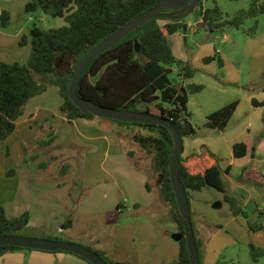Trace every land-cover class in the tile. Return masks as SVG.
Returning <instances> with one entry per match:
<instances>
[{"label": "trees", "instance_id": "16d2710c", "mask_svg": "<svg viewBox=\"0 0 264 264\" xmlns=\"http://www.w3.org/2000/svg\"><path fill=\"white\" fill-rule=\"evenodd\" d=\"M160 1L28 0L25 6L26 13L34 14L42 11L52 18L63 19L66 25L44 30L34 24L28 35H25L20 42L21 46L28 44L31 46L27 63L8 64L0 61V141L7 140L13 134L27 103L45 93L50 87L59 89L63 100L59 112L68 120L96 118L92 114H83L70 99L69 87L76 66L101 42L117 33L137 16L154 8ZM214 3V8L202 7L194 13L195 21L202 19L207 30L211 32L226 27L240 29L247 20L264 14V4H259L255 0L248 10H242L233 17L225 19L216 0ZM10 21V13L3 11L0 15L1 28H7ZM184 24V19L152 20L131 32L86 67L78 88L79 96L110 109L147 114H153L151 106L155 105L157 115L171 120L183 139L195 137L197 129L190 122L191 114L188 111L189 94L199 93L204 87L191 84L187 91L183 87L174 85L170 79L173 66L179 68L180 77L183 79H192L195 75V69L191 65L176 59L168 39V36L182 31ZM256 30L254 27L250 32L254 34ZM136 44L140 49L139 52L136 51ZM213 60L214 58H207L205 62L209 63ZM164 104H168L170 108H165ZM237 105L238 103L234 102L210 114L206 119L205 128L225 131ZM254 105L262 106L264 103L254 102ZM108 121L128 129L139 130L133 134L132 140L151 157L152 170L161 180V198L171 206L172 219L178 230L183 233L184 220L178 211L169 171L175 149L171 133L165 127L157 125ZM247 152L245 143L234 144L233 153L236 159L244 158ZM132 156L133 154L129 153V157ZM13 173L10 172L8 175L12 176ZM224 173L229 174L230 168L223 172L219 158L210 151L192 154L185 159L181 157L180 179L188 197L190 192L213 188L223 194L224 201L235 217H243L246 220V226L251 233L264 232V225L249 222L243 207L227 192L223 181ZM29 223L28 212L9 218L0 203V236H32L27 234ZM40 237L65 241L54 236ZM197 245L201 259V246L198 241ZM179 247V264H191L185 238L179 242ZM18 250L31 249L0 247V257ZM95 252L107 264H117L104 253ZM72 255L90 264L80 256ZM250 256L254 262H258L264 257V249L252 243ZM216 264L226 263L218 261Z\"/></svg>", "mask_w": 264, "mask_h": 264}, {"label": "crops", "instance_id": "0c3cea01", "mask_svg": "<svg viewBox=\"0 0 264 264\" xmlns=\"http://www.w3.org/2000/svg\"><path fill=\"white\" fill-rule=\"evenodd\" d=\"M5 1L10 2L13 0ZM204 9H206L205 6ZM2 12L3 9L0 7V15ZM200 21L198 22L200 23ZM186 23L189 25L187 33L194 34L195 31H191V23ZM7 28H1L0 26V61L8 64L19 63L25 65L31 53V46L29 44L21 46L20 42L28 33L24 28L15 33L8 32ZM202 29L207 30L206 27ZM187 33L182 30L168 36L176 59L191 65L197 70L202 68L209 73L210 79H213L216 83L218 82V84L220 83L221 90L219 89V91L228 96H224L223 102L225 103H222L220 105L222 107H218L219 109L234 102H237L238 105L225 131L219 132L207 129L210 136L202 137L200 133L206 132H201L200 130L195 137L184 138V151L181 157L185 159L192 154H201L204 151H210L215 154L220 160V167L223 172L230 168L229 174H223L225 188L241 205L242 201L245 202L246 200L243 193L255 194L257 192L256 186L264 189V105H254V102L264 103V32L259 37H256L258 32L254 37H248L252 44L241 53V56L235 51L226 48L225 46L228 44L226 41L221 44L222 47L210 43L203 44L200 46L201 51L198 54L190 56L182 45V41H186L184 35ZM207 58H214V60L206 63L205 59ZM193 78H181L183 88ZM62 103L63 100L59 89L57 87L48 88L45 93L31 99L27 103L23 116L16 123V129L13 134L7 140L0 141L5 143L8 149L13 147L17 150L16 162L2 165L0 168V183L6 179L7 183L5 184L8 188L7 193L2 198L0 197V203L4 206L9 218L18 217L25 212L30 213V223L27 232L40 231V236L59 237L69 242H78L84 239L86 242L84 246L104 253L117 264H144L143 260H139L140 252L138 250H134L131 257L128 256L126 252L127 246H125L127 242L121 240V229H117L118 226H112L111 229L108 227L109 224L114 223L113 220L117 212L118 214L123 213L120 212L121 209H124L121 204L116 205L117 212L114 218L108 213L106 221L102 225H97L98 232L91 234H89V231L84 233L74 232V225L70 221H67L63 226L54 228H50L46 224L35 225L32 221V214L28 209L17 212V210L20 211V208L17 206L13 207L20 199L21 194L28 196L35 189H23V183L44 182V171L47 170L46 163H40L36 169L35 167H30L33 164H30L28 159L33 157V159L37 160V155L32 156L33 153L39 147L43 148V144L48 137L50 139L59 138L57 131L61 130V128H68L78 142L76 135L82 137L88 143L86 149L89 150L90 154L101 151L99 145L104 144V141L108 142L106 144L107 151L104 153V156L108 158V150L111 149V143L108 141L106 133L113 131L116 126L98 117L68 120L65 115L59 112ZM191 103L192 99L189 97L188 109ZM83 132H87L86 134L88 135L85 136ZM25 135L33 136V145L29 146L28 140L21 138ZM121 142L123 143V138H121ZM238 142L245 143L248 150L247 155L241 159H236L233 153V146ZM132 143L137 145L133 140ZM133 149L135 148L133 147ZM133 149L126 151L131 163V167L128 169L136 176L139 184L144 186L148 193L147 195L151 197V202H149L151 205L148 208V212L152 211V207L157 201L159 205L157 212H162V214L169 216L173 221L171 206L161 198L160 177L156 174L158 176L157 187H152L149 179L150 175L139 168L138 164H134L131 161L129 153H132V158H134ZM10 172H14L12 176L8 175ZM70 172L71 168H65L62 174L67 178ZM230 183L233 184L231 190L228 188ZM65 186L64 182L57 185L58 188H64ZM43 193L45 194L46 192L43 191ZM189 200L195 236L201 246V264H216L222 252L232 244V239L224 236L223 233H226V231L221 223L215 221L212 212H225L226 225L242 233H247V231L251 233L247 226V230H245L244 227L237 224L238 217L232 214L229 205L224 201L223 194L217 190L205 188L199 192H190ZM21 206L22 208H27L25 205ZM135 207L138 211L141 210L139 209V203H136ZM8 208L15 212H8ZM257 212V215L261 216L263 209L257 208ZM173 223L176 225L174 221ZM179 232L177 227L176 231L169 233L170 238L178 245L179 242L173 239V235ZM0 264L88 263L72 254L18 250L8 252L0 257ZM148 264H151V261ZM158 264H179V257H175L172 251L170 253L165 252Z\"/></svg>", "mask_w": 264, "mask_h": 264}, {"label": "rangeland", "instance_id": "374dc122", "mask_svg": "<svg viewBox=\"0 0 264 264\" xmlns=\"http://www.w3.org/2000/svg\"><path fill=\"white\" fill-rule=\"evenodd\" d=\"M253 1L255 0H216L225 19L233 17L242 10H248ZM257 1L259 4H264V0ZM27 2L28 0L10 2L4 0L0 2L3 11H8L11 15V21L7 28L8 32L15 33L24 28L29 33L34 24L44 30L56 29L66 25L63 19L52 18L42 11L34 14L26 13ZM204 6L206 9L214 8V0L205 1ZM185 22L191 23V31H195L194 34L188 32L184 35L186 41H182L186 53L190 56L198 54L201 51L200 46L203 44L210 43L222 47L221 44L225 41L228 42L226 48L241 56V53L252 44L248 37H254L257 32L258 36L256 37H259L264 32V14L247 20L240 29L226 27L214 32L197 27L194 17L187 18ZM254 27L257 30L252 34L250 31ZM170 79L177 87H183L177 66L172 67ZM191 84L201 85L204 89L199 93L189 94L192 99L188 109L191 114L190 122L197 129V132L200 130L206 132L200 133V136L207 137L209 133L204 126L206 118L209 114L216 112L218 107H222L220 105L225 103L223 98L228 95L219 91L220 83L210 79L209 73L202 68L195 69L193 80L188 81V85L185 87L187 91ZM163 106L170 108L168 104ZM151 109L154 114H158L155 105L151 106ZM106 122L116 126L113 131L106 133L108 141L111 143L108 158L104 156L107 151L106 144H108L106 141L99 145L101 151L90 154L89 150L86 149L88 143L76 135L78 142L68 128H61L57 131L59 138L50 139L48 137L43 148L39 147L32 155H37V160L33 157L28 159L29 163L33 164L30 167L36 169L40 163H46L47 170L44 171V182L23 183V189H35L28 196L21 194L20 199L13 207L20 208V211L17 210V212L28 209L35 225L46 224L50 228H54L63 226L67 221H70L74 225V232L89 231L91 234L98 230L97 225H102L106 221L108 213L114 218L117 212L116 205L121 204L124 209H121L120 212L123 213L118 214L117 212L113 220L114 223L109 224L108 227L111 229L112 226H118L117 229H121V240L127 242L125 246H127L126 252L129 257L134 250L140 252L139 260H143L144 264H148L149 261L151 264H158L165 252L170 253L172 251L175 257H179V245L169 236V233L177 230L176 225L169 216L157 212L159 209L157 208L159 206L157 201L153 206L154 208L152 207V211L148 212L151 197L147 195L144 186L139 184L136 176L128 169L131 167V163L126 151L134 147L135 149L132 150L134 158H131V161L147 172L150 175L152 187H157L158 176L152 171L151 157L138 145H134L132 140L130 141V135L132 138L133 134L139 130L128 129L108 120ZM86 133L83 132L85 136L88 135ZM21 138L27 139L29 146L34 144L33 136L25 135ZM121 138H123V143ZM37 146L39 145L37 144ZM16 151L13 147L8 149L5 143L0 142V168L2 165L16 162ZM65 168H71L67 178L62 174ZM61 182L66 184L64 188L57 187ZM5 183H7L6 179L0 183L1 198L7 193L8 188ZM232 185L231 183L228 184L230 190ZM255 189L257 191L255 194L243 193L246 200L245 202L242 201L241 205L249 222L264 225V189L258 186ZM43 191L46 193L44 194ZM136 203L140 204L139 209L141 210L138 211L135 207ZM21 205H25L27 208H22ZM257 208L263 209L261 216L257 215ZM8 212L15 211L8 208ZM212 214L215 221L223 225L226 231L223 233L224 236L232 239V244L222 252L218 261L226 264H264V257L258 262H254L250 256V244L254 243L257 247L264 249V232L252 234L247 231V233H242L226 225L225 212H212ZM237 224L247 230L246 220L243 217H238ZM39 232H28L27 234L40 237ZM72 243L86 245L84 239Z\"/></svg>", "mask_w": 264, "mask_h": 264}, {"label": "water", "instance_id": "95a60500", "mask_svg": "<svg viewBox=\"0 0 264 264\" xmlns=\"http://www.w3.org/2000/svg\"><path fill=\"white\" fill-rule=\"evenodd\" d=\"M205 1L206 0H161L154 8L137 16L117 33L105 39L98 46L92 49L76 66L74 77L69 87L70 99L83 114H92L98 118L115 120L123 123L162 126L168 129L171 133L175 149L169 165L170 179L176 196L178 211L184 220V232L174 234L173 239L180 242L183 238H185L191 264H201V259L192 223L190 200L187 195L186 188L180 179L181 156L184 151V141L176 126L171 122V120L160 115L110 109L92 101L82 99L78 94V88L86 67L106 50L126 38L131 32L152 20L166 19L176 21L193 17L194 12L200 9L201 4H204ZM165 11L173 12L164 13ZM196 25L199 28L206 27L202 20ZM188 27L189 25L185 23L183 26L184 33H187ZM136 51H140L137 44ZM5 246L44 252L72 253L85 259L90 264H107L97 252L86 246L69 241H59L21 235H2L0 236V247Z\"/></svg>", "mask_w": 264, "mask_h": 264}, {"label": "flooded vegetation", "instance_id": "af4514ba", "mask_svg": "<svg viewBox=\"0 0 264 264\" xmlns=\"http://www.w3.org/2000/svg\"><path fill=\"white\" fill-rule=\"evenodd\" d=\"M202 7H204V4H201V6H200V8H202ZM199 10V9H198ZM173 11H169L168 13H172ZM195 13V12H194ZM193 17H194V14H193ZM200 20H202V19H200ZM199 20V21H200ZM185 21H186V19H185ZM186 23V22H185Z\"/></svg>", "mask_w": 264, "mask_h": 264}]
</instances>
